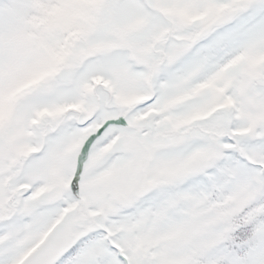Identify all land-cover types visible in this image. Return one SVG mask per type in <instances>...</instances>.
Listing matches in <instances>:
<instances>
[{"label": "snow or ice", "instance_id": "6c2138e0", "mask_svg": "<svg viewBox=\"0 0 264 264\" xmlns=\"http://www.w3.org/2000/svg\"><path fill=\"white\" fill-rule=\"evenodd\" d=\"M0 264H264V0H0Z\"/></svg>", "mask_w": 264, "mask_h": 264}]
</instances>
